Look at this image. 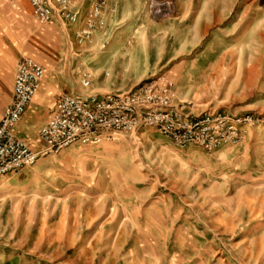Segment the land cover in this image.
<instances>
[{"label":"rangeland","instance_id":"1","mask_svg":"<svg viewBox=\"0 0 264 264\" xmlns=\"http://www.w3.org/2000/svg\"><path fill=\"white\" fill-rule=\"evenodd\" d=\"M142 2L153 26L140 37L166 65L137 87L165 76L175 105L260 123L215 152L150 129L3 177L0 264H264V0ZM44 29L21 56L45 69L59 47ZM45 119L21 124L33 151Z\"/></svg>","mask_w":264,"mask_h":264},{"label":"built area","instance_id":"2","mask_svg":"<svg viewBox=\"0 0 264 264\" xmlns=\"http://www.w3.org/2000/svg\"><path fill=\"white\" fill-rule=\"evenodd\" d=\"M28 1L42 26L53 21L55 7L64 18L72 22L77 20L78 14L71 13L70 0ZM106 6L107 0H95L87 17L90 31L96 27ZM45 73L44 67L30 58H23L18 64L13 98L0 121V181L46 156L76 145H100L151 129L176 147L197 146L215 152L241 144L248 129L260 123L252 114H197L185 106L175 105L174 83L160 76L126 93L63 95L51 119L40 131L42 150L33 151L17 136L16 129L39 92ZM90 85V78L86 77L83 87L88 89Z\"/></svg>","mask_w":264,"mask_h":264},{"label":"crops","instance_id":"3","mask_svg":"<svg viewBox=\"0 0 264 264\" xmlns=\"http://www.w3.org/2000/svg\"><path fill=\"white\" fill-rule=\"evenodd\" d=\"M94 2L70 0L71 13L78 14L75 22L64 18L55 7L53 21L42 26L28 0H0V121L13 98L19 62L23 58L32 59L21 55L29 46H43L44 28L51 35L54 49L59 47V58L54 50L41 88L16 129L23 141L29 140L28 133L32 132H23L22 122L28 123V117H38L44 112L46 119L37 139L38 145L43 147L40 131L51 119L63 95L127 92L157 73L158 68L165 67L166 64L162 66L166 60L165 50L151 55L149 40L140 37L144 27L153 26L142 0H107L96 27L90 31L87 17ZM186 18L181 17V22ZM87 32L89 36L85 35ZM94 32L97 35H93ZM37 63L44 67L41 58H37ZM86 77L91 81L88 89L83 87Z\"/></svg>","mask_w":264,"mask_h":264}]
</instances>
